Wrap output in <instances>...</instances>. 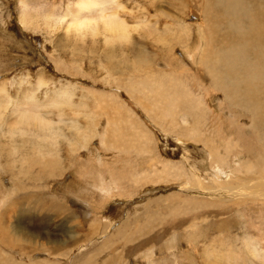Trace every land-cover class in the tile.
<instances>
[{
	"label": "rangeland",
	"instance_id": "rangeland-1",
	"mask_svg": "<svg viewBox=\"0 0 264 264\" xmlns=\"http://www.w3.org/2000/svg\"><path fill=\"white\" fill-rule=\"evenodd\" d=\"M110 1L114 30L93 33L79 0H0V264H264V201L180 216L166 199L189 169L208 188L264 169V29L245 8L264 0H228L235 20L220 0Z\"/></svg>",
	"mask_w": 264,
	"mask_h": 264
},
{
	"label": "bare ground",
	"instance_id": "bare-ground-1",
	"mask_svg": "<svg viewBox=\"0 0 264 264\" xmlns=\"http://www.w3.org/2000/svg\"><path fill=\"white\" fill-rule=\"evenodd\" d=\"M214 1L217 3V0H214ZM227 1L228 0H220L219 1V5H222L221 6L222 10H220L221 11L220 17H222V18L230 17V18L235 20V18L237 16H240V12H238L234 7L227 5L226 4ZM110 3H111L110 0H79V2L76 3V5H75L76 7L74 9L76 16L70 18L69 14H70L71 10L70 11L68 10L66 15L63 17L64 18H70L72 24L77 23V26H81L83 28L89 27V29L92 30L93 33L97 32V24H101V26L107 31V33H111L115 28V24H116V21H118V18L116 15V11L115 12H109L108 5ZM216 3H215L214 7H216ZM209 5H212V4L210 3ZM212 7H213V5H212ZM245 8H246V13H247L251 23L254 25L259 24L260 29H264V3L263 2L262 3H250V4L246 3ZM95 10L99 11V13L97 15L93 16L91 13ZM106 11H108V13ZM210 14H212L211 18L209 17ZM213 15L215 16V11L213 9L209 8L208 1H207L206 22H207V20L213 21ZM82 17H84V18H82ZM27 18L28 17H25L24 14L22 15L21 23H23V25L26 24ZM252 24H251L250 28H252ZM117 30L120 31V28L118 27ZM205 34L207 35L208 39H210V37H211V28L210 27L206 28ZM35 91L34 90L29 91L28 93L30 95H33L35 93ZM1 92L2 91L0 89V93ZM246 97L248 98L250 96H246ZM51 98L53 99V97H51ZM25 103L21 102L22 105H26ZM18 108H19V106H18ZM21 109L23 110V108H21ZM112 109H113V107H112ZM168 110H169L168 112L170 114L173 111L171 107H169ZM179 110H181V109H179ZM19 114H20V112H18V111L12 112V116H15L16 119H17V116ZM165 116L168 117L169 114L165 113ZM162 117L164 118V113H162ZM205 121H203V122H205ZM169 122H171V121L169 120ZM203 122L191 124L190 130H188V133H189L188 136L193 137L195 135H200L201 130L203 128L202 126L205 125V123H203ZM167 126H168V124H167ZM233 129H234V127H232V130ZM220 130L221 129H218V132ZM137 137H139V136H137ZM142 137H144L143 134L141 135V138ZM141 140H144V138ZM210 140L212 141V137H210V139H208L207 141H210ZM208 147H209L210 151H212L213 143L208 144ZM35 164H37V163H35ZM152 164L155 165L153 160H152ZM28 167H29V165H28ZM175 167H178V169H184L182 166L180 167V166H176L174 164L170 165L171 169H175ZM167 168L170 169L169 167H167ZM235 170H238L240 175L243 174V175H241V177H236V179L233 181V184H238V185L237 186L233 185L231 183L232 179L228 176V177H226L227 181L224 182L223 184H218L217 182H215L214 186H217L218 188H213V187L208 188V186H206L205 184H203L201 182L199 176L194 175L190 169L186 170L185 173H183V174L177 173V175L181 176L180 179H183V181L181 182V184H179L180 182H178V184L180 185V188L178 189V191L173 192L166 199L171 204H173V203L174 204H180V205H182V207L178 208V209L175 207H172L169 210L171 212V215L173 212H175L176 214H179L180 216H184V215H187L189 212H193L195 210V208H197L202 213V212L206 211L207 209L211 210L212 207L214 208V206L216 208L223 207V206L238 207V205L241 201L242 202L252 201L254 198L259 200V201H264V169H248V168H245V169H235ZM42 171H41V173H42ZM168 174L169 173H167L166 175H168ZM246 174H248V175L244 176ZM186 177L188 179H186ZM217 177L221 178L224 176L222 174H220ZM148 178H149V176H148ZM195 178H197V180H195ZM178 180L172 179V181H174V182L178 181ZM186 181H188V182H186ZM189 181H190V183H189ZM84 189H86V184H85ZM100 190H103V188L102 189L99 188L98 191H100ZM105 194L106 193H104V196H105ZM217 197L219 198V200ZM83 203H86V202H82V204ZM171 215H170V218H171ZM172 218H173V216H172ZM110 226L111 225H109V227ZM132 227H133V229L134 228L136 229V226L135 227L132 226ZM96 229H97V225L94 224L92 232H94ZM140 229H141V227H140ZM129 230H131V229H129V227H123L122 234L131 233V231H129ZM106 232L104 231V233H106ZM123 236H125V235H123Z\"/></svg>",
	"mask_w": 264,
	"mask_h": 264
}]
</instances>
